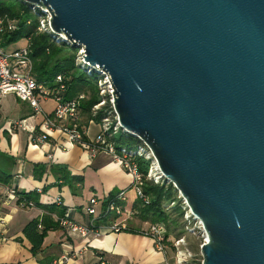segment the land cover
<instances>
[{
    "label": "water",
    "instance_id": "obj_1",
    "mask_svg": "<svg viewBox=\"0 0 264 264\" xmlns=\"http://www.w3.org/2000/svg\"><path fill=\"white\" fill-rule=\"evenodd\" d=\"M19 1L110 77L121 129L204 225L203 264H264V0Z\"/></svg>",
    "mask_w": 264,
    "mask_h": 264
},
{
    "label": "crops",
    "instance_id": "obj_2",
    "mask_svg": "<svg viewBox=\"0 0 264 264\" xmlns=\"http://www.w3.org/2000/svg\"><path fill=\"white\" fill-rule=\"evenodd\" d=\"M25 47V46H20ZM4 100L1 112L4 110ZM1 114V113H0ZM1 118V117H0ZM18 120H26L28 130L9 131L8 125L0 126V156L8 155L16 164L11 173V185L20 191L30 193L46 188L39 200L42 204H54L62 196L72 216L79 222L88 223L91 217L86 213V206L92 196L106 199L112 193L127 190L128 207H133L136 196L131 199L132 178L123 169L119 161L109 152L101 151L96 155L83 145L64 148L67 136L56 130L52 141L35 145L31 141L33 133H40L42 124H37L33 114H24ZM92 123L87 128V140L95 138L100 132L92 131ZM53 156V158H50ZM52 164L66 166L74 176L83 177L82 186L72 183L58 184L57 177L48 170L41 178L34 172L35 164ZM40 174V173H39ZM45 211L39 207L20 208L15 203L5 204L2 215L6 224L0 233L8 240H0V264H50L64 252L73 248H84L82 254L68 264H163L164 255L155 249L154 241L142 234L123 231L107 233L98 239L88 241L71 233L53 219L52 228L48 231L43 245L37 252L26 236L25 227L33 220L40 219ZM56 217V216H54ZM111 219L99 220L100 226H107Z\"/></svg>",
    "mask_w": 264,
    "mask_h": 264
},
{
    "label": "built area",
    "instance_id": "obj_3",
    "mask_svg": "<svg viewBox=\"0 0 264 264\" xmlns=\"http://www.w3.org/2000/svg\"><path fill=\"white\" fill-rule=\"evenodd\" d=\"M31 9L39 14V31L49 32L58 43L66 44L65 39L52 32V15L49 10ZM5 19L0 18V35L4 33L6 28L11 31L16 29L14 21H11L9 18ZM83 53L84 49H80L77 63L90 74L96 72L84 65L81 57ZM33 69L34 64L31 57V49L28 45L13 51H8L0 44V113L2 101L7 96L14 95L20 101L28 103L34 110V114H44L45 116V122L43 123L41 132L32 134L31 141L33 144L42 145L48 143V137H51L54 131L59 130L61 133H64L68 139L64 148L83 145L87 147L93 155L101 151L111 153L132 178L131 189L135 191L136 199L143 201L145 205L150 204V198L144 192V176L140 172L138 164L135 161L136 156H146L148 152L144 148L132 151L126 147L119 152L114 144L110 142V138H113L120 132L124 135H128L121 129L118 121V115L114 108V88L111 84L110 77L105 76L104 73H99L102 77L99 80L102 87V94L106 92L111 95V102L115 113L114 119L106 117L104 121L99 124L101 127L99 134L88 141L86 140L87 130L80 129L77 123H75L80 113V99H82L83 96L77 99L66 100L61 94L66 88L63 82V76L59 75L57 77L56 81L60 84V88L59 90H55L44 83H40L34 75ZM50 99L55 101V109L51 114L47 113L42 107V102ZM104 104L105 102L100 103L95 107V110L99 109ZM92 123L95 122H91V124ZM7 125L11 132L28 130L26 120H15L8 122ZM50 158H53V156ZM156 170L158 172V177L150 173L148 174L149 178L154 179L156 183L164 184V179L157 165ZM42 190H38V192L44 194ZM128 200L127 190H122L115 196H108L106 199H101L94 195L90 198L86 206V213L91 217L88 223H82L74 219L72 216V209H68L64 217L56 219L62 227L88 241L98 239L107 233H120L135 229L140 234L154 241L155 249L164 255L163 264H203L204 258L201 249L202 246L208 242V236L205 232L204 225L200 220H195L193 218L187 204H185V208L187 209V228L191 227V229H189L190 231L196 229L202 238V244L198 253L189 246L186 236L167 237V228L163 223L154 224L145 222L148 227H132L130 225V220L134 216L136 217V211L133 207H128ZM9 203H15L20 208L37 207L36 202L27 199L18 187L12 186L11 184L0 183V229H2L7 222L6 217L2 215V207ZM54 204L64 205L65 201L62 196H58L54 200ZM111 218L112 220L107 226H100L99 220ZM0 240L7 241L8 239L0 233ZM84 249L85 247L73 248L70 252H64L50 264H68L73 259L79 257Z\"/></svg>",
    "mask_w": 264,
    "mask_h": 264
},
{
    "label": "trees",
    "instance_id": "obj_4",
    "mask_svg": "<svg viewBox=\"0 0 264 264\" xmlns=\"http://www.w3.org/2000/svg\"><path fill=\"white\" fill-rule=\"evenodd\" d=\"M33 17L31 8L22 1L0 0V18H9L16 24L15 30L11 31L6 28L4 33L0 35L1 46L7 49L15 43L24 40L25 44L23 46L28 45L31 49V57L34 64L33 72L40 83L59 90L60 84L56 80L61 75L66 85L65 90L61 94L66 100L83 96L80 99V113L77 121H75L80 129L87 130L91 122L101 124L106 117L114 119L115 113L111 95L109 93L102 94V87L99 82L102 78L101 75L97 72L90 74L83 69L77 63L80 49L65 43H58L49 32L39 31V18ZM19 48V45L13 46L12 50L8 51ZM102 102H105V104L95 110V107ZM120 133L123 135L121 138H117V136L110 138V142L114 144L119 152L125 147L132 151L140 148L147 149L141 139L133 135ZM50 141L52 139L48 137V142ZM135 161L144 176V192L150 198V204L148 205H145L141 200L135 201L133 208L136 211V217L142 223L165 224L167 237L185 236L184 233L187 232L184 228V213L186 209L182 199L178 198V192L175 187L172 184L156 183L154 179L149 178V170L153 163L151 158L148 159L145 155H138L135 157ZM15 164L14 158L5 154L0 156V183L11 184L13 179L11 171ZM48 170L57 177V183L60 185L72 183L74 188L76 185L82 186L83 177L72 175L66 166L42 163L34 165V172L38 174V178H41ZM42 191L45 193L46 188H43ZM21 193L27 199L34 200L36 206L45 211L43 217L31 221L24 230L26 236L34 245V251L37 252L41 249L48 231L52 228L53 219L64 217L68 208L58 204H42L39 200L41 194L38 191L30 193L21 191ZM116 194L112 193L110 197ZM170 201L178 202V205L170 207L169 212H167L165 203ZM130 232L140 234L135 229ZM198 251H200V248Z\"/></svg>",
    "mask_w": 264,
    "mask_h": 264
},
{
    "label": "rangeland",
    "instance_id": "obj_5",
    "mask_svg": "<svg viewBox=\"0 0 264 264\" xmlns=\"http://www.w3.org/2000/svg\"><path fill=\"white\" fill-rule=\"evenodd\" d=\"M32 12H33V16H34L33 18L38 19L39 14L36 13L34 10H32ZM24 44H25V41L21 40V41L15 43L13 46H18V45L21 46ZM12 47L7 48L6 50H12ZM104 91H106V90H104ZM103 93H106V92H103ZM3 104H4V110L1 112L0 126L7 125L8 122L18 120L22 116H24V114L35 113L34 110L29 106L28 103L20 101L14 95L7 96L4 99ZM42 107L45 109V111L47 113L51 114L55 109V101H53L52 99L44 100L42 102ZM34 116L36 117L37 124H42L45 122L44 114H34ZM98 129H99V126L97 124L93 125L92 131L98 130ZM116 136H117V138H121L123 135L120 133V134H117ZM148 153L146 154V157L148 159L151 158L153 161L152 166L150 167V170H149V174L152 173V175L154 174V175H156V177H158L157 176L158 172L156 170L157 164H156V162H155V160L151 154V151H148ZM177 192H178V198H180V193H179V191H177ZM129 196L131 199H133L136 196L135 191L131 190V192L129 193ZM182 201H183V205L185 207V200L182 199ZM176 205H178V202L174 203L173 201H170V202L165 203V208L167 209V212H169L170 207H175ZM186 211H187V209L185 210V213H184V221H185L184 228L187 232H185L184 235L187 237V241L189 243V246L195 252L198 253L199 252L198 249L200 248V246L202 244V238L197 231H193V230L190 231L189 229H191V227L187 228L188 227V221L186 220V215H187ZM130 221H131L130 225L134 228L148 227L147 223L140 222V220L135 216ZM197 246H198V248H197ZM171 256H172V254H171Z\"/></svg>",
    "mask_w": 264,
    "mask_h": 264
}]
</instances>
